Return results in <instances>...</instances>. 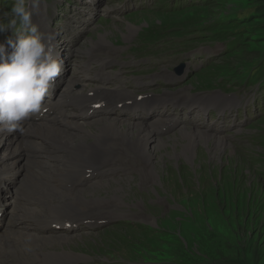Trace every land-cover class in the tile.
<instances>
[{
	"label": "rangeland",
	"instance_id": "obj_1",
	"mask_svg": "<svg viewBox=\"0 0 264 264\" xmlns=\"http://www.w3.org/2000/svg\"><path fill=\"white\" fill-rule=\"evenodd\" d=\"M142 2L152 5L159 0H39L37 8H32L33 23L41 32L47 27L58 34L54 43L60 41V49H65L64 58L68 62L62 85L72 78L86 80V75L84 79L79 76L84 64L90 63V57L102 58L108 61L105 67L106 76L111 79L108 87L130 90L134 92L132 97L164 96L166 104L164 107L155 103L152 116L144 121L158 123L156 137L166 143L159 149H150L153 155L150 166L126 147L112 153L100 152L92 167L107 166L108 176L83 183L89 166H81L68 175V182L76 188L73 197L88 194L86 191L94 182L123 188L116 196L102 188L92 196L101 204L111 203L101 208L103 224L83 225L85 231L50 237L54 240L66 237V249L84 258L77 264H264V178L257 175L262 165L253 156L258 146L254 142L241 146L235 136L244 131V124L249 126L253 122L245 121L239 110L225 112L217 108L215 116L203 114L204 105H217L209 97L237 99L239 95H235L233 88L246 89L239 87L240 74H233V70H255L248 66L261 59L264 67V0H160L153 9L137 10ZM13 3L14 0H0V22L7 23L12 18L5 14L10 13ZM134 4L136 10L122 13L123 7ZM177 4L181 10L176 14L165 11ZM126 27L131 32L126 34L123 30L121 34L119 29ZM222 33L226 36L221 37ZM9 34L0 33V42ZM103 34L108 38V47L84 49L89 39L98 40L97 36ZM164 40L190 41L177 43L179 49L166 53L164 59L154 49L149 50L148 57V53L131 50L134 45L146 49ZM206 44L216 48L209 49ZM173 47L172 51L176 49ZM199 47L208 55L203 66L213 65L196 74L200 62H191L193 57L181 55ZM227 51L230 53L224 55ZM128 59L136 66L130 67ZM183 62L188 64V70L178 79L174 68ZM93 66L102 69L98 64ZM209 71L220 76L211 78L204 74ZM138 81L143 82L142 86L135 83ZM102 85L99 79H90L84 89ZM218 85L225 90L212 92ZM253 87L256 102L253 116L257 119L264 111V77ZM191 91L199 93L193 96ZM126 115L112 114L105 118L120 119L122 127L140 122L132 114ZM79 116L77 123L87 127L100 120L81 121ZM183 129L206 132L216 144L196 145L194 153L184 159L185 141L179 134ZM250 130L263 131L264 117ZM218 141L222 145L214 155ZM199 152L203 156L197 161ZM121 221L145 225L152 232L130 229L118 224ZM8 249L18 248L10 245Z\"/></svg>",
	"mask_w": 264,
	"mask_h": 264
},
{
	"label": "bare ground",
	"instance_id": "obj_2",
	"mask_svg": "<svg viewBox=\"0 0 264 264\" xmlns=\"http://www.w3.org/2000/svg\"><path fill=\"white\" fill-rule=\"evenodd\" d=\"M36 8L37 6L33 7V9ZM177 10L167 9L165 11ZM123 30L126 31V34L131 32L126 27L119 29L121 34H123ZM49 32L53 33L44 27L43 33ZM55 35L58 34L55 33ZM97 37H99L98 40L89 39L87 41L84 46L86 51L89 49L95 51L100 47L109 46L106 35ZM177 43L178 40H164L151 46L157 54L163 55L165 50L172 51L175 48L173 46H176ZM54 44L55 54L61 56L60 59L63 60V68L59 75L62 78L67 71L68 59L64 58L65 49H60V41ZM131 50L134 51V47ZM137 52L148 53L147 57L151 53L149 50H136ZM89 54L93 53H87V55ZM126 61L130 67L136 66L135 62L130 64V59ZM89 62L84 64L83 71L79 75L81 79H84L85 75L89 77L88 80L109 78L105 73V67L108 66L107 60L90 57ZM261 63L251 67L256 68L255 70L241 71V68L233 70V74H240L239 87L246 89L233 88L235 95H239L236 96L237 99L224 98L221 95L209 97L216 101L217 105L216 107H213L212 104L204 105L203 114L215 116L214 110L217 108L225 112L239 110V115L245 116V121L250 119L253 124H257L260 120L253 116V110L256 106L254 101L255 88L253 86L262 79L264 67ZM94 64L100 65L101 71L94 69ZM86 82L87 80L82 81L80 78H72L66 81L65 85L59 87V90H55L49 95L50 99L46 97L45 106H54V117L56 118L61 116L60 106L63 102L71 104L77 110L85 107L87 114L82 121L100 119L96 120L98 122L95 126L88 125L87 127L77 123L78 118L76 119V117L82 113L76 112L58 126L50 125L46 120L34 122L28 119L23 124V132L0 133V196H3L0 200V264H73L80 260L83 261L84 258H80V256L66 249V237L55 240L52 237L51 239V228L59 225L63 227L67 224H83V222L91 226L103 224L101 208L111 203L101 204L98 198L94 199L92 196L96 194V190L99 188L106 189L107 193L113 196L123 191V188L121 186L102 185L103 183L100 182L95 184L94 182V185L90 187L91 189L89 188L90 191H86L88 194L82 195L84 193H81L80 196L73 197L76 188L68 182V175L83 168L81 166H89L90 168L82 180L83 183L91 181L86 180L89 176L93 177L92 180L108 176L105 175L110 173L107 166L92 167L100 152L112 153L118 149L124 150L126 147L144 160L147 166H150L153 158L150 149L152 147L159 149L166 144L156 137V132L159 131L158 123L144 122L147 117L152 116V108L155 103H162V106L166 107L163 102L164 96L156 98L146 94H135L132 97L131 94L134 92L130 90L103 87V85L85 90ZM184 82L185 80L182 83ZM135 83L142 86L143 82ZM249 85L252 87L249 88ZM54 86H56V82ZM72 89H74V93L69 94ZM216 91L217 89H214L212 92ZM191 92L193 96L199 93ZM96 103H104L105 108L96 109L94 107ZM120 105H124L122 109H119ZM248 109L249 112H246ZM190 112L191 110L188 111V113ZM91 113L92 115H90ZM143 113H146L147 116H143ZM112 114L125 117H128L126 114H132L140 122L128 123L126 127H122L123 123L119 121L120 119L105 118ZM48 121H51V118ZM243 128L242 133L235 135L236 139L241 140L249 136V126L244 124ZM205 133L191 129H183L179 132L180 137L185 141L184 159H187L189 154L194 153L196 145L211 146L216 144L214 138ZM16 135H18L17 141L14 140ZM111 140L113 141L109 142ZM221 145L222 142L218 141L214 148V155L218 153L216 148ZM201 156H203L202 152H199L197 161ZM41 206L47 207L46 210L38 209ZM118 224L138 231L141 229L143 231L148 230L145 225L135 223L132 225L128 224L127 221H121ZM153 233L157 234V231H153ZM10 245L18 249H8Z\"/></svg>",
	"mask_w": 264,
	"mask_h": 264
},
{
	"label": "clouds",
	"instance_id": "obj_3",
	"mask_svg": "<svg viewBox=\"0 0 264 264\" xmlns=\"http://www.w3.org/2000/svg\"><path fill=\"white\" fill-rule=\"evenodd\" d=\"M39 0H14L0 33V133L24 131L23 124L44 106L63 68L55 54L54 33H43L32 21Z\"/></svg>",
	"mask_w": 264,
	"mask_h": 264
},
{
	"label": "trees",
	"instance_id": "obj_4",
	"mask_svg": "<svg viewBox=\"0 0 264 264\" xmlns=\"http://www.w3.org/2000/svg\"><path fill=\"white\" fill-rule=\"evenodd\" d=\"M258 10H259V8H257ZM179 10H181V9H179ZM179 10H177V11H179ZM177 11H167V12H170V13H173V14H176V13H174V12H177ZM254 12H256L255 10H254ZM238 22V21H237ZM223 36H226V35H224L223 33H222V35H221V37H223ZM263 60L261 59V60H258V61H255L254 62V64L253 63H250V65L248 66V67H252V66H256V65H258L259 63H261ZM205 77V76H204ZM263 77H264V71H263V73H262V79H263ZM211 78H212V76H211ZM134 230V229H133ZM164 263H168V264H171V263H169V262H164Z\"/></svg>",
	"mask_w": 264,
	"mask_h": 264
}]
</instances>
